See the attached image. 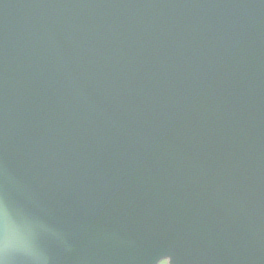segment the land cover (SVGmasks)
Returning <instances> with one entry per match:
<instances>
[{"label": "water", "instance_id": "1", "mask_svg": "<svg viewBox=\"0 0 264 264\" xmlns=\"http://www.w3.org/2000/svg\"><path fill=\"white\" fill-rule=\"evenodd\" d=\"M264 264V0H0L3 264Z\"/></svg>", "mask_w": 264, "mask_h": 264}, {"label": "rangeland", "instance_id": "2", "mask_svg": "<svg viewBox=\"0 0 264 264\" xmlns=\"http://www.w3.org/2000/svg\"><path fill=\"white\" fill-rule=\"evenodd\" d=\"M160 264H168L166 261L161 262Z\"/></svg>", "mask_w": 264, "mask_h": 264}, {"label": "clouds", "instance_id": "3", "mask_svg": "<svg viewBox=\"0 0 264 264\" xmlns=\"http://www.w3.org/2000/svg\"><path fill=\"white\" fill-rule=\"evenodd\" d=\"M0 264H3V261H0Z\"/></svg>", "mask_w": 264, "mask_h": 264}]
</instances>
